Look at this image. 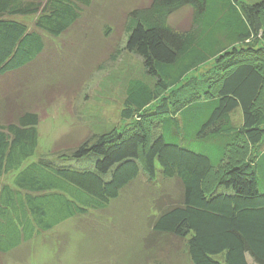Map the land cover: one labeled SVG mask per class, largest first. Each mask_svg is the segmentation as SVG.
<instances>
[{
	"label": "trees",
	"instance_id": "trees-1",
	"mask_svg": "<svg viewBox=\"0 0 264 264\" xmlns=\"http://www.w3.org/2000/svg\"><path fill=\"white\" fill-rule=\"evenodd\" d=\"M91 2L0 0V78L35 62ZM125 32L142 75L124 85V130L104 131L103 119L88 142L47 156L36 113L0 124V256L104 211L142 171L180 187L152 232L184 241L191 264H264V0H150Z\"/></svg>",
	"mask_w": 264,
	"mask_h": 264
},
{
	"label": "rangeland",
	"instance_id": "rangeland-1",
	"mask_svg": "<svg viewBox=\"0 0 264 264\" xmlns=\"http://www.w3.org/2000/svg\"><path fill=\"white\" fill-rule=\"evenodd\" d=\"M149 1L92 0L67 33L46 37L35 62L0 78V124L25 111L36 113L39 152L47 156L88 142L93 124L103 119L112 126L97 125V132L124 130L128 123L118 118L124 85L142 75L140 59L125 49L126 19ZM187 15L182 10L171 23L180 26ZM32 19L20 20L31 26ZM232 119L238 123L239 113ZM157 179L148 182L141 171L104 211L59 225L0 256V264H191L184 241L152 232L157 208H165L159 205L181 194L175 181Z\"/></svg>",
	"mask_w": 264,
	"mask_h": 264
}]
</instances>
